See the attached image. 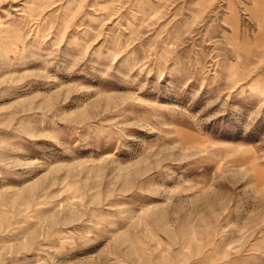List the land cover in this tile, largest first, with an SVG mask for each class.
Wrapping results in <instances>:
<instances>
[{"label": "rangeland", "instance_id": "1", "mask_svg": "<svg viewBox=\"0 0 264 264\" xmlns=\"http://www.w3.org/2000/svg\"><path fill=\"white\" fill-rule=\"evenodd\" d=\"M0 264H264V0H0Z\"/></svg>", "mask_w": 264, "mask_h": 264}]
</instances>
